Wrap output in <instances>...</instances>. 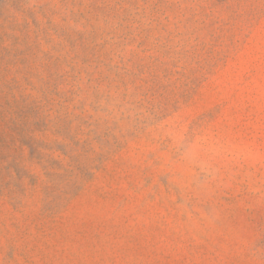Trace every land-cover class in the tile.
<instances>
[{
	"label": "rangeland",
	"instance_id": "rangeland-1",
	"mask_svg": "<svg viewBox=\"0 0 264 264\" xmlns=\"http://www.w3.org/2000/svg\"><path fill=\"white\" fill-rule=\"evenodd\" d=\"M0 264H264V0H0Z\"/></svg>",
	"mask_w": 264,
	"mask_h": 264
}]
</instances>
